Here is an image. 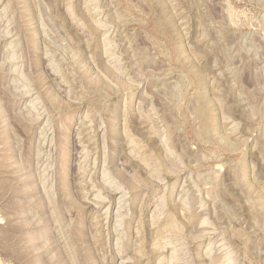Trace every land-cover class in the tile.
Masks as SVG:
<instances>
[{"label": "rangeland", "instance_id": "374dc122", "mask_svg": "<svg viewBox=\"0 0 264 264\" xmlns=\"http://www.w3.org/2000/svg\"><path fill=\"white\" fill-rule=\"evenodd\" d=\"M0 264H264V0H0Z\"/></svg>", "mask_w": 264, "mask_h": 264}]
</instances>
